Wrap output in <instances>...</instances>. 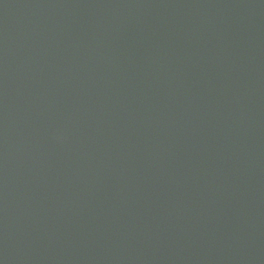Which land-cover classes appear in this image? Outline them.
Returning <instances> with one entry per match:
<instances>
[{
  "label": "water",
  "instance_id": "obj_1",
  "mask_svg": "<svg viewBox=\"0 0 264 264\" xmlns=\"http://www.w3.org/2000/svg\"><path fill=\"white\" fill-rule=\"evenodd\" d=\"M0 264H264V0H0Z\"/></svg>",
  "mask_w": 264,
  "mask_h": 264
}]
</instances>
